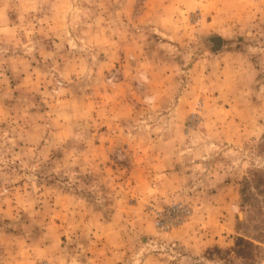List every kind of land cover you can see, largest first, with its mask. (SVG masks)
<instances>
[{"label":"rangeland","instance_id":"374dc122","mask_svg":"<svg viewBox=\"0 0 264 264\" xmlns=\"http://www.w3.org/2000/svg\"><path fill=\"white\" fill-rule=\"evenodd\" d=\"M263 145L264 0H0V264H264Z\"/></svg>","mask_w":264,"mask_h":264},{"label":"built area","instance_id":"2783aa9c","mask_svg":"<svg viewBox=\"0 0 264 264\" xmlns=\"http://www.w3.org/2000/svg\"><path fill=\"white\" fill-rule=\"evenodd\" d=\"M190 214V209L181 204H173L155 213L157 225L164 231L179 227L186 222Z\"/></svg>","mask_w":264,"mask_h":264},{"label":"trees","instance_id":"16d2710c","mask_svg":"<svg viewBox=\"0 0 264 264\" xmlns=\"http://www.w3.org/2000/svg\"><path fill=\"white\" fill-rule=\"evenodd\" d=\"M252 176H253L251 179L252 183L254 182L260 191L264 190V177H259L257 174H253ZM261 185H263V187H260ZM254 247L255 245L253 242L246 240L243 237H238L235 243V248L233 250V253L236 256V258L241 259L244 262H249L253 260Z\"/></svg>","mask_w":264,"mask_h":264}]
</instances>
